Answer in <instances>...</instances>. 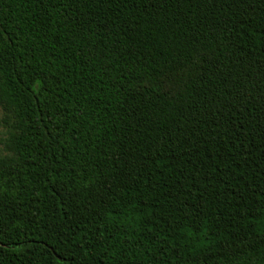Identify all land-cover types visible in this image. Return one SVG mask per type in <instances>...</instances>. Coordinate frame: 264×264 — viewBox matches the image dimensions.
Listing matches in <instances>:
<instances>
[{
  "label": "trees",
  "instance_id": "1",
  "mask_svg": "<svg viewBox=\"0 0 264 264\" xmlns=\"http://www.w3.org/2000/svg\"><path fill=\"white\" fill-rule=\"evenodd\" d=\"M0 264H264V0H0Z\"/></svg>",
  "mask_w": 264,
  "mask_h": 264
},
{
  "label": "rangeland",
  "instance_id": "2",
  "mask_svg": "<svg viewBox=\"0 0 264 264\" xmlns=\"http://www.w3.org/2000/svg\"><path fill=\"white\" fill-rule=\"evenodd\" d=\"M0 117H1V111H0ZM4 136H5V131H4L3 126L0 123V155H3L4 153L3 148H2V141H3Z\"/></svg>",
  "mask_w": 264,
  "mask_h": 264
}]
</instances>
